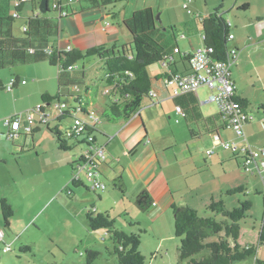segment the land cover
Segmentation results:
<instances>
[{
  "label": "rangeland",
  "instance_id": "374dc122",
  "mask_svg": "<svg viewBox=\"0 0 264 264\" xmlns=\"http://www.w3.org/2000/svg\"><path fill=\"white\" fill-rule=\"evenodd\" d=\"M38 1L26 3L22 16L29 13L33 3L38 6ZM51 3L52 1L50 6ZM244 3L250 4L247 11L240 9ZM81 5L85 7L87 3L83 2ZM113 6L107 10L120 12L125 18L130 17L134 11L150 8L160 34L163 38L166 37L169 45L176 44L181 53L193 52L203 46L200 18L218 10L230 23L229 33L234 37V41L230 42L228 47L235 45L239 52L237 63L232 68V76L234 79H240L237 82L238 93L250 102L247 112L252 118V122L245 128L247 133L243 138H237L229 129L220 133L224 141L239 146L236 151L230 149L236 153L237 161L232 159L230 150L211 146L210 137L207 135L197 137V134L191 135L186 131L184 135L178 133L177 138L173 140L175 143L170 134H165L159 141V147H164L169 141L171 147L162 152L158 151L160 167L157 165V170L164 172V176L172 183L173 190H182L177 206H190L201 216L211 200H222L229 210L237 207L239 202L248 200L251 208L240 223V236L243 234L245 241L253 242L255 239L254 243L257 242L252 229L258 233L261 226L264 185L258 177H251L243 172L239 150L245 142L253 148H264V126L261 124L264 119V60L257 61L264 56V44L259 43L264 40L260 36L264 32V20L259 22L260 16L264 18V10L260 9L264 8V0H126L117 3L115 8ZM36 10L34 12H37ZM45 15L54 16L52 12ZM108 20L113 25L118 22L117 19ZM23 21V18L15 20V34H21ZM120 40V43L131 41V36L125 28L120 29ZM248 47L253 49L249 53L245 52ZM171 53L172 59L177 61L176 47H173ZM250 60L257 62L253 65ZM102 67V63L96 58L76 64L77 70L84 68L88 75L85 79L86 86L80 89L90 104L96 98L100 103H108L109 96L104 91ZM159 67L160 64L150 66L149 73H159ZM57 74V67L50 66L47 61L0 70V82L5 87L11 78L18 77L26 82V85H19L11 91L0 90V201L5 200L13 210V217L6 227L0 208V231L3 233L0 264H87L88 251L98 253L92 264H116L115 257L110 255L113 249L111 238L104 230L91 231L88 228L86 214L91 208L98 213L109 212L115 219V227L126 234H140L139 251L146 264H178L176 250L179 240L173 233L171 209L152 220L149 216L151 209L142 213L133 205L135 213L131 212L129 217H125L121 209H129V202L114 189L110 179L99 178L105 183L104 191H93L91 182L84 178L83 173V186L76 188L71 184L74 172L71 163L77 161L87 148L84 144L69 142L70 150H59L50 131L58 127L61 133L65 132L72 125L73 118L59 122L56 101H52L50 105L42 103L40 95L36 92L39 86H43L52 92V96H56ZM208 96L206 88L199 90L200 101L205 102ZM37 106H42L47 116L46 122L43 123V116L35 113L33 127L39 128V131L29 134L20 129L14 132L13 139H8L6 120L12 118L23 122L26 112ZM210 107L215 109L212 103L199 106L204 115ZM170 122L176 128L187 127L179 114L177 121L170 119ZM102 123V129L106 127L103 125H109ZM139 133L144 134V129ZM152 134L150 131L148 135ZM96 136L99 142H106L112 137L107 135L108 137L104 138L98 134ZM141 137L143 138L142 135ZM147 139L152 142L149 137ZM110 141L109 146H105L107 158ZM206 150L213 152L211 159L207 157ZM174 154L178 158L177 162L174 160ZM119 160L121 162L117 167H125L127 161L124 157ZM237 186H243L244 193L234 196L226 194V191ZM6 247L9 248L8 251H4ZM23 247H28L29 251H21ZM258 250L260 254L257 253L255 258L236 264H254L256 258L264 261V245ZM206 254L207 252H203L197 258Z\"/></svg>",
  "mask_w": 264,
  "mask_h": 264
},
{
  "label": "trees",
  "instance_id": "16d2710c",
  "mask_svg": "<svg viewBox=\"0 0 264 264\" xmlns=\"http://www.w3.org/2000/svg\"><path fill=\"white\" fill-rule=\"evenodd\" d=\"M51 1L48 0L47 13L52 12L54 16L43 15L39 12L32 14L24 19L23 25L20 27L21 34L15 35L13 24L16 19H21L20 13L23 5L15 7L14 3H12L13 11L11 12V8H8V6L3 7L0 0V70L6 67L30 65L43 61H47L50 66L57 67V94L52 97L43 95L41 96V101L47 105L51 104L52 101H56L59 105L64 104L66 109H58L57 120L60 122L64 119L73 118L74 123L78 119L81 122V135L79 137H66V132L71 130L73 123L63 133L59 131L58 127L51 130L50 133L56 139L58 148L61 151L71 149L69 142L76 145L84 144L87 150L90 147L94 150L100 149L103 158L97 156L93 158V165L95 166L93 170L97 172L98 178H101L103 176L100 168L102 166L110 168L107 164L105 146H101L96 142L98 140L96 134L105 137L101 131L102 122L109 125L127 122L139 114L144 99L151 98L149 93L152 90L153 83L160 79L164 80L169 76L168 72H165L159 77L152 78L149 76L147 69L154 64H160L164 57L172 59L171 50L176 47V44L175 46L169 45L166 37L163 38V35L160 34V29L150 8L134 11L130 17L121 21L119 20V13H113L107 9L126 0ZM83 2L87 3L90 8H105L107 14L112 19H117L118 25L127 30L131 36V41L121 45L113 44L111 47L99 45L85 51L77 49L69 52L57 51L56 46L59 35L57 21L69 16V13L64 9L65 5L70 3L82 4ZM54 4L57 6L56 9L53 8ZM247 7L248 5H244L240 9L244 10ZM14 13L18 15L17 18L13 17ZM63 14L65 17H61ZM200 22L203 47L213 49V59L224 60L229 49L228 44L232 42L228 41V37L231 35L229 33V22L221 16L218 10L204 18H200ZM23 27H26V31H23ZM48 48L52 49L53 52L48 53ZM189 57L190 54L182 55L181 60L188 61ZM91 58L99 60L105 70L103 85L105 94L109 96L106 104L99 103L97 99L90 104L84 98L80 89V87L85 86V79L88 78V75L84 68L80 71L77 70L76 64ZM169 66L170 62H168ZM16 83L17 81H15L13 86ZM7 86L5 87L0 83V90L5 89V91H8L6 89ZM13 86L12 88H14ZM87 92L86 90L85 93ZM174 99H181V104H178L175 108H180L183 114L182 119L186 126L198 131V135L203 136L209 133L217 135V132L227 130L225 122L221 119L219 113L208 117L202 115L199 101L194 100L191 93ZM235 101L239 103L241 109L247 114L250 107L248 99L236 95ZM40 112H44L42 106H40ZM78 114L80 115L79 117L77 116ZM89 115H92L94 119H90ZM247 123H249V120ZM38 129L33 127L29 134L39 131ZM10 130L9 127L8 132H11ZM89 138H91V141H89ZM235 155L236 153L234 152L233 157L237 161ZM240 158L242 167V156ZM82 160L79 158L71 163L74 171L71 184L76 188L83 186L81 182L82 173L84 178H86L85 172L87 170L82 169L84 164ZM77 172L80 176L76 180L74 177ZM261 182L264 185V181L261 180ZM103 184L104 189L97 191L106 189L105 183ZM113 186L125 199L126 189L121 177H117ZM244 191V187L239 186L226 191V194L234 196L235 194L244 193ZM134 203L140 212L147 213L151 209L153 201L149 192L143 190L137 195ZM0 208L5 226L8 227L9 220L13 217V210L5 200L0 201ZM250 208L251 203L248 200L239 202L237 207L230 210L226 208L222 200H211L205 207V213L201 216L196 209L190 206L172 205L170 209L173 215V233L179 240L176 250L178 264L181 262L185 264H236L249 258H255L259 247L264 245V212L261 217L257 242L244 246L238 243L241 231L240 223L246 218ZM122 214L125 217H129L126 212ZM86 219L88 228L91 231L104 230L111 238L113 249L110 255L115 257L116 264H146L144 256L139 251L141 244L140 234H126L117 229L115 227V219L111 217L109 212L98 213L94 208H91L86 214ZM142 232L144 231H139V233ZM21 251H29V248L23 247ZM203 252H207V254L197 258ZM87 253V264H92L98 253L93 251H88ZM254 264H264V261L256 258Z\"/></svg>",
  "mask_w": 264,
  "mask_h": 264
},
{
  "label": "crops",
  "instance_id": "0c3cea01",
  "mask_svg": "<svg viewBox=\"0 0 264 264\" xmlns=\"http://www.w3.org/2000/svg\"><path fill=\"white\" fill-rule=\"evenodd\" d=\"M29 1H34V0H28L26 3H28ZM39 2L40 0L38 1V3ZM12 3H14V0H1V4L3 7L8 6V8H11ZM26 3L23 4L22 11H24ZM244 5H248V7L242 11H247L248 8H250V4L244 3L242 6ZM38 6L34 5L33 3L32 7L29 9L30 10L29 13L31 14L29 15L28 13L23 16L27 18V17H30L32 14H37L39 12ZM65 6L66 7H64V9L69 13V16L66 18L59 19L57 21V26L59 28V33H58L59 35H58L56 47L58 50L63 51L67 47L70 46L72 50L77 49L80 51H85L91 47H95L99 45H105L107 47H111L113 44L121 45V44L128 43V42L120 43L121 41L120 40V29L122 27L118 25V22L116 25H113L109 22L108 19H110L111 17L110 15L107 14V10L105 8H102V7L101 8H92V7L90 8L89 6L83 7L81 4H78L77 6V5H73L72 3L67 4ZM260 9L264 10V8H260ZM35 10L37 12H34ZM22 11L20 13L21 19L22 18L26 19L22 16ZM118 13H119V20L122 21L124 19H127L125 18V16L124 17L121 16L120 12ZM263 20L264 18L260 16L259 22ZM13 32H14V27H13ZM15 35H19V34H15ZM260 36L261 38H264V32H262ZM233 41H234V37H233L232 42ZM259 43L264 44V40ZM176 47H177L176 49L178 52V60L175 61L173 59H170V66L168 67V69H163L160 66L159 73L155 75L150 74L149 68H148L147 72L150 77L152 78L159 77L167 71H169L170 73H179L183 75L190 73L188 61L186 60L182 61L181 56L189 55L193 52L181 53L178 51L179 50L178 46ZM229 48L237 49L235 45L232 47L230 46ZM250 48L251 47L245 48V52L249 53L251 50H253ZM237 59H238V55H237ZM260 60H264V56L257 61L259 62ZM256 62L255 61L253 62L252 60H250V64L254 65V63ZM102 69H103L102 79L104 81V78H105L104 67H102ZM57 77H58V74L56 76V79ZM14 79L17 81L16 85L13 86L14 88L18 87L19 85L21 86L26 85L25 84L26 82L24 80H20L18 77ZM233 80L237 86V82L240 79L238 78L237 80L233 78ZM10 81L8 82V84L10 83ZM23 81L25 82L24 84H23ZM0 83L2 84V82ZM14 88H11V90H13ZM201 88H206V87H201ZM201 88L197 90L196 94L192 93V98L194 100L199 101L200 106L207 103L206 101L205 102L200 101L199 90ZM206 89L208 90L209 95L214 93L213 90H210L209 88H206ZM86 90L87 89L85 88V91ZM172 90H173V87L166 86L163 82V79H160L154 82L152 85L151 91L156 96L155 98H153V100L152 98L144 99L142 108L139 111L138 115L132 117L127 122H118L113 125H103V127L106 126L103 129L101 127V131L105 135L104 138L108 137L107 135H112V137L106 142H99L98 140L96 141L101 146L102 145L109 146L108 143L111 140L110 141L111 146L109 147L110 152L107 153L108 155L107 159H109L107 160L108 162L107 164L110 166V168L107 166H102L103 168H100V167L99 168H100V171L103 177H105L106 179H110L113 184L117 180L118 176L121 177L123 184L125 183L124 185L126 189V197L124 200H127L129 202V209H127L126 207H123L121 209L122 213L123 212H126L128 214H130L131 212L135 213L136 209L134 208L136 206H135L134 200L137 197V195L143 190H147L149 192L151 199L153 201L151 211L149 212L150 219L152 220L159 218L161 215H163V213L169 210L172 205H177L176 204L177 201H179V198H181L182 190L181 191L180 189L173 190L171 187L172 183L169 180H167V178L164 176V172L161 171L160 168H159L160 172L159 170H157L158 168L157 165L160 164L159 159H158V153L166 149L167 150L170 149L171 146L169 143L171 141L167 142V144L164 147H159L158 143L160 140L163 139L165 134H170L172 137V141H173L177 138L178 133H181L184 135V133L187 131V133L190 132L191 135H194V134H197L198 131L192 130V128H188V127H186V129L185 127L176 128L170 122V119H174V122L177 121L178 114L176 112L175 106H177L178 104H181L182 102L181 99L172 98ZM36 92L38 95H40V98L43 95H49L50 97H52V92L49 91L48 88L43 87V86L42 87L39 86ZM236 95L240 96L241 98L247 99L246 97H243L238 93V88H237ZM262 106L264 110V105ZM200 111L203 116L208 117V116L217 114L218 108L216 107V105H215V109H212L210 107V109L206 111L205 115L203 114L202 109ZM247 114L249 117V123H245L243 126V137H245V134L247 133L245 128L252 122V118L250 117L248 112ZM40 115L43 116V119L45 120L47 119L45 110ZM7 120H13V119L9 118ZM21 123H24V120ZM178 123L179 122H177V124ZM34 124H35V118H34ZM261 124H262V121H261ZM176 126H180V125H176ZM141 129L142 130L144 129V134L139 133ZM8 130H9V127H8ZM150 131H152L153 133L151 136L148 135ZM222 132L223 130L217 132L218 133L217 135L215 133H211V134L209 133L207 135L208 137H210L209 143L211 146L218 147V146H221L220 142H225L223 139V135L220 134ZM141 135L143 136V138L141 137ZM198 136L199 135L197 134V137ZM147 137H149V139H152L151 140L152 142H150L148 139L146 140ZM249 138L250 137L248 136V139ZM173 142L175 143L176 141H173ZM247 144L248 143L245 142V144L240 146V149L246 146ZM207 151L209 150H206V153ZM212 154L207 157L211 159ZM232 154L234 156L233 152ZM233 156H232V159L236 161ZM121 157H124V160L127 161V163L125 164V167H121V166L117 167V164H120L121 162L119 160V158ZM174 160L176 162L178 161V158L175 154H174ZM252 231L251 232L254 234L253 236L256 238V241H257L258 233H256L254 228L252 229ZM242 237H243V234L242 236H240V239L238 240V243L242 246L250 245V244L252 245L256 243V242L254 243L255 239L253 242H251V241H245ZM257 253L259 255L260 251L258 250Z\"/></svg>",
  "mask_w": 264,
  "mask_h": 264
},
{
  "label": "built area",
  "instance_id": "2783aa9c",
  "mask_svg": "<svg viewBox=\"0 0 264 264\" xmlns=\"http://www.w3.org/2000/svg\"><path fill=\"white\" fill-rule=\"evenodd\" d=\"M28 0H15L14 6L20 7ZM55 1V0H53ZM53 8L56 9V4L53 5ZM14 18H17L16 13L13 14ZM61 17H65L64 14ZM230 24V23H229ZM23 31H26V27H23ZM233 36L229 35L228 41H232ZM71 47H67L66 52L71 51ZM48 53H52L53 50L48 48ZM60 51V50H57ZM31 52V51H30ZM213 49L210 47H200L193 51L188 58V65L190 68V73L183 75L179 73H170L163 82L166 86L173 87L172 98H176L185 94H196L197 90L201 87L209 88L213 90L214 93L210 94L207 97V103H213L218 108V113L221 116V119L225 122L226 128L232 130L237 138L243 137V126L249 120L247 114L241 109L238 102L235 101V96L237 93V86L232 78V68L237 63L238 51L235 48H229L224 60H215L212 58ZM168 62L170 59L164 57L163 61L160 63V66L163 69H168ZM15 79H11L10 83L7 86V90L10 91ZM25 82L23 81V84ZM151 98H155V94L151 91L149 93ZM157 104V103H155ZM56 110H65L66 107L64 104L56 103ZM177 114L183 116L179 107L175 108ZM79 110V109H78ZM40 112V106L32 109L31 111L26 112L24 123H21L19 120H6V125L10 127V131L7 135L8 139L14 138V132L22 129L25 133H29L33 128L35 113ZM45 116V115H44ZM46 118V117H45ZM90 119H94L92 115H89ZM46 122L45 119L42 121ZM264 126V120L262 121ZM81 122L77 119L74 121L71 130L66 132V137L81 135ZM91 141V138H89ZM220 145L225 150L236 151L235 143L232 142H220ZM90 152L92 153L90 155ZM207 156L212 154V151H207ZM240 156L243 160V170L251 175L258 176L262 181H264V148L263 149H254L249 145L244 146L239 150ZM103 158L102 151L100 149H93L90 147L81 157L84 164L82 169L87 170L85 172V179L91 182V189L94 191L103 190L104 184L98 178L97 172L93 170V158L94 157ZM78 172L75 174L74 179H79ZM3 241V233L0 231V243ZM9 248L6 247L4 251H8Z\"/></svg>",
  "mask_w": 264,
  "mask_h": 264
},
{
  "label": "water",
  "instance_id": "95a60500",
  "mask_svg": "<svg viewBox=\"0 0 264 264\" xmlns=\"http://www.w3.org/2000/svg\"><path fill=\"white\" fill-rule=\"evenodd\" d=\"M48 10V0H40L38 11L40 14H46Z\"/></svg>",
  "mask_w": 264,
  "mask_h": 264
}]
</instances>
